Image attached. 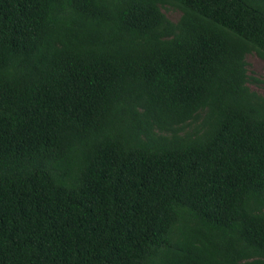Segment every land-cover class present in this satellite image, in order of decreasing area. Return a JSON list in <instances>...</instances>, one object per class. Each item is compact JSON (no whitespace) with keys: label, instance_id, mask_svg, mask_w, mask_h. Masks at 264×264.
<instances>
[{"label":"trees","instance_id":"obj_1","mask_svg":"<svg viewBox=\"0 0 264 264\" xmlns=\"http://www.w3.org/2000/svg\"><path fill=\"white\" fill-rule=\"evenodd\" d=\"M251 53L264 0H0V264H264Z\"/></svg>","mask_w":264,"mask_h":264},{"label":"rangeland","instance_id":"obj_2","mask_svg":"<svg viewBox=\"0 0 264 264\" xmlns=\"http://www.w3.org/2000/svg\"><path fill=\"white\" fill-rule=\"evenodd\" d=\"M161 12L165 15V17L174 22L179 17V12L172 8L161 9ZM245 69L247 76L255 77V78H264V61L257 57L255 54L251 53L245 56ZM247 86L250 90H253L264 96V87L261 85H256L251 82L247 83Z\"/></svg>","mask_w":264,"mask_h":264}]
</instances>
